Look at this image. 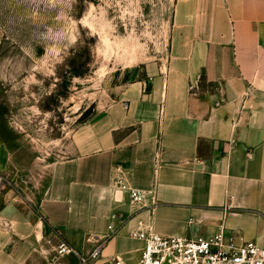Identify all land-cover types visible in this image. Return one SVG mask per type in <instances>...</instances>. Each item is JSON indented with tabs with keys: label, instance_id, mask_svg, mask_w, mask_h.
Wrapping results in <instances>:
<instances>
[{
	"label": "crops",
	"instance_id": "crops-1",
	"mask_svg": "<svg viewBox=\"0 0 264 264\" xmlns=\"http://www.w3.org/2000/svg\"><path fill=\"white\" fill-rule=\"evenodd\" d=\"M115 93L46 155L0 143V264H137L150 231L263 246L264 0H173L167 61Z\"/></svg>",
	"mask_w": 264,
	"mask_h": 264
},
{
	"label": "rangeland",
	"instance_id": "rangeland-1",
	"mask_svg": "<svg viewBox=\"0 0 264 264\" xmlns=\"http://www.w3.org/2000/svg\"><path fill=\"white\" fill-rule=\"evenodd\" d=\"M172 18L173 0H0V143L26 136L44 155L167 61Z\"/></svg>",
	"mask_w": 264,
	"mask_h": 264
},
{
	"label": "built area",
	"instance_id": "built-area-1",
	"mask_svg": "<svg viewBox=\"0 0 264 264\" xmlns=\"http://www.w3.org/2000/svg\"><path fill=\"white\" fill-rule=\"evenodd\" d=\"M0 178V192L2 191ZM133 201H140V191H131ZM144 241L141 260L137 264H264V245L254 242L235 244L224 242L221 238H185L161 236L154 232L140 234ZM59 254H74L78 264H97L101 247H96L89 255H82L63 244ZM119 264V263H116Z\"/></svg>",
	"mask_w": 264,
	"mask_h": 264
},
{
	"label": "water",
	"instance_id": "water-1",
	"mask_svg": "<svg viewBox=\"0 0 264 264\" xmlns=\"http://www.w3.org/2000/svg\"><path fill=\"white\" fill-rule=\"evenodd\" d=\"M93 114V108H90L83 116L82 120L88 119Z\"/></svg>",
	"mask_w": 264,
	"mask_h": 264
}]
</instances>
